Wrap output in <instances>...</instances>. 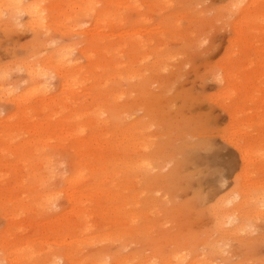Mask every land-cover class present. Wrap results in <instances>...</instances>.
Listing matches in <instances>:
<instances>
[{
    "label": "rangeland",
    "instance_id": "374dc122",
    "mask_svg": "<svg viewBox=\"0 0 264 264\" xmlns=\"http://www.w3.org/2000/svg\"><path fill=\"white\" fill-rule=\"evenodd\" d=\"M52 1L56 3L58 10H52L51 2L47 0L41 2V6L44 8L43 14L46 17V27L38 32H34L37 29L30 30L25 26L28 22L25 15L18 16L17 24L19 25L6 27L0 24V79L2 82H0V86L3 84L0 87V164L10 165L18 154H24V152L42 157L47 156L53 164L51 167L52 179L49 181V187L52 189L50 194H52L53 199L45 209L39 212L36 219L46 223L53 219L56 211L61 212L69 209L71 192L69 189L61 187L63 181L60 182V180H62V175L68 172V168L75 158V151H71L69 147V142H73V137L67 134L59 138L55 133L49 132L44 141L40 142L36 132L23 123L22 117L25 114L19 112L24 111L28 114L30 111H40L44 104L53 101L64 105L63 110L65 111L74 109L75 102L83 104L84 99H86V87L89 86L91 78L87 72L93 70L86 58V55H90L94 56L97 63L95 70L100 73L101 70L97 66L101 65V62H110L108 72L104 73V77L115 76L118 69H112L114 62H122L121 76L117 81L110 80V82L112 81L111 89L114 92H119L112 99V104L113 111H121L122 109L124 112L127 111L125 116L128 114L126 121L128 125L135 124L134 122L130 123L133 119L135 122L138 120L136 125L137 123L143 125L145 123L146 127L149 126L150 129H145L146 132L143 125V128L137 126L146 135V139L150 137L157 142L163 140L162 143L169 142L168 139L172 137L170 140L172 143L181 144V140L179 139L180 143L176 139L180 138L182 133L183 135L187 133L188 135L185 136L189 137V140L193 138L190 141L193 140L192 142H196V145H200L201 148L202 145L208 147L210 152H208V148L203 147L204 149L201 150L207 153L206 155L203 152L201 154L199 149L193 148L195 144L191 142V146L193 145L191 150L193 152L195 150L193 162H196L194 164L190 162L189 165L186 163L185 167L183 166L186 171L183 170L184 168L182 171L186 174L184 176L188 177V173L200 167L196 172L190 173L191 175L199 174L198 177L194 175L195 179L197 178L194 184L186 178L179 180L181 182L178 180L173 182L168 178V215H162L160 211L153 210L151 213L154 214L150 212L149 214L154 219H151L152 222L154 221L151 222L152 225H155L146 224L147 228H150L149 230H146L145 224V230L137 231L136 226L137 232L135 229L132 230V232L135 231L133 233L130 232L131 229L128 230L130 233L123 240L89 245L83 254L98 251V254L116 252L120 256L128 257L129 255L132 258L135 253L147 256L156 250L159 251L160 248L165 249L164 252L168 251L170 254L173 248L184 245L185 252L191 254V257L196 256L197 259L199 257L205 259L206 257L208 261L211 259L213 264H264V209H261L260 214H258L259 209L254 208L257 205L252 206L254 209L248 205L249 214L253 215L254 210H258L255 220H252L251 214L247 213L251 217L246 222L251 225L249 226L253 230L251 229L252 232L247 230V232H241L237 235L230 234L234 239L237 237L238 241L226 236V238L231 239L229 241L223 236L228 235L225 234V231L230 230V227L227 224L224 225L227 226L228 230H226L220 222L222 216L218 215L220 206L222 207L221 214L223 210L226 211L228 206L237 205V200L241 198L239 195L244 190L241 191V194L239 191L249 185L248 181L250 184L253 183L252 187L256 183V187L254 186L252 191L258 192V194L262 192L261 194L264 195V190L261 192L256 191L259 189L255 190V188L264 189V0H92L95 9L91 11H89L91 5H87V0ZM243 8L245 9L242 15L240 10ZM254 14H256L255 17L259 15L256 22L255 17H253ZM243 17L244 19H242ZM134 40L140 41L138 49L131 46ZM143 42L146 47H140ZM127 44L131 45L127 47ZM54 49H63L68 52L66 54L72 51L71 55L68 56L69 60L76 64V68L67 73V86L59 88L61 77L50 74L39 80L50 93L43 97L27 98L23 100L21 107L11 103L13 96L21 94L26 85L29 84L28 75L24 69H21L23 68L21 66L26 63L29 64V61L32 62L30 65L33 63L36 65L42 57L43 59L46 58ZM134 54L138 55L132 58ZM159 54L162 57L159 63L161 69L156 68L159 70L152 72L153 69L151 68L158 60ZM33 58L39 60L34 61ZM19 61H22V64L19 65ZM58 71L64 72L66 69L61 66ZM76 71L82 73L77 74ZM136 71L139 72L136 73ZM138 74L146 76V78L144 76V81L141 79L143 75L139 78ZM139 79L141 80L138 81ZM248 81L249 84L247 85ZM146 85H148L147 88ZM246 91H249L250 97L246 96L244 93ZM138 104L142 105L139 106ZM132 105L137 107H133V109ZM29 114L33 116V119L42 118L41 114ZM61 125L69 126V120L62 118ZM188 126L189 128L194 126L196 130L193 129L194 127L189 129ZM180 129L184 131L181 132ZM163 131L168 136H165ZM179 132L181 135L178 134ZM190 133L196 135L197 141L194 136H189ZM128 134L125 137L129 143L128 141L126 142L128 145L124 143L125 153L122 149L123 155L121 157L124 158L125 154V158L131 159L132 156L130 157V155H134L135 152L132 153L130 149H134L132 146L138 137H135L134 140L130 133V139ZM85 135L83 134L82 137ZM162 136H165L163 137L165 141ZM187 137L182 136L181 138H185L188 143L190 141ZM130 140L132 142L134 140V143ZM204 140L206 143L208 140L211 141V143L208 142L209 146L204 142L201 143ZM45 141L50 142L49 145H45ZM138 141L142 142L140 138ZM199 142L201 144H198ZM160 143H158L160 148L161 146L164 148L163 145L167 144L166 142L161 143L162 145ZM172 143L167 144L169 157L166 155L167 151L164 153L168 160L171 159L170 162L173 158L171 156L174 155L171 151L172 148L181 146L174 145L175 143L172 146ZM189 145L188 143L187 147H190ZM211 145L214 147L213 149ZM167 146L165 145V149ZM254 148L255 150H253ZM249 150H252L255 155L260 153L255 156L251 154V151L248 152ZM126 151L129 153L127 154ZM71 154L73 155L71 156ZM243 157L248 158L247 161L245 159L246 163L242 161ZM250 159L252 163L253 161L255 163L254 166L251 164L252 170L254 168L255 171H250L251 168L246 167L247 163L251 161ZM49 162L43 161V163ZM199 163L204 164L200 166ZM243 166L246 168L245 170ZM170 167L171 164L168 165V170ZM247 168L249 172H247ZM211 172L212 174L214 172L215 175H212ZM204 174L209 176L205 177ZM241 176L246 180L244 181ZM200 177L203 179L201 180ZM257 181H259L258 184H261L258 185ZM38 182L40 181L36 179L30 183V190L34 194L41 191ZM158 184L149 187L151 189L157 187L152 189L153 191L149 194L151 189L148 188L149 191L146 190L147 192H145L144 183L142 186L138 185V188L135 185L136 189L135 186L134 189H143L145 196L157 194L155 196L157 197L160 196L161 191L156 193L154 191L160 190L159 186L162 183ZM7 185L11 187L13 183L10 182ZM242 185L245 186L242 188ZM0 186L2 189V184ZM180 187L183 190H180ZM237 189L239 190L237 191ZM245 190L249 192L250 189L246 187ZM201 191L203 193L199 194L198 192ZM255 192L253 195H256ZM198 194L200 195L199 198H197ZM202 195L206 197H202ZM253 195L250 196L254 197ZM14 196L17 200L22 199L23 191L19 186L16 187ZM261 196L260 199L262 200L264 197L261 198ZM257 197L259 198V195ZM0 199H4V197L0 195ZM142 199L145 197L141 196ZM145 201L146 199L142 201V204L145 205ZM0 202L2 203L1 200ZM218 203L224 205L218 206ZM144 205L142 208L145 209ZM2 207L3 205L0 206V233L7 228V223H9L7 220L9 221L10 218V216H6V210ZM214 213H216L215 217ZM261 213L263 217L256 218L258 215H262ZM217 216L218 218L221 216L220 221ZM248 216L247 218H249ZM215 218L222 225L223 228L219 225L222 232H220L221 228L218 230L217 227L219 226L215 225L217 224ZM27 219H24L23 216L17 223H23L28 227L26 233L31 231L28 233V236L29 234L31 236L36 231L33 230L32 226H29L31 224L30 219L28 220L29 224ZM143 222L144 220L139 222L141 228ZM214 222L216 223L214 224ZM30 228L32 229L30 230ZM219 232L224 234H221L222 240L218 245L217 241L219 242V240H216L217 237L215 238V236L216 234L219 236ZM166 239L168 242L165 241ZM223 239L229 242L226 241L227 247L225 245L223 246L225 248L220 249L221 245L224 244ZM213 240L216 241L213 242ZM210 241L213 244L216 242L217 246H213ZM208 242L209 244H207ZM52 243H54L53 240ZM156 243L158 244L156 245ZM109 245L112 247L108 248ZM211 245V248L214 249L215 247L214 250L210 248ZM207 247L216 253L217 251L218 253L222 251V253L213 254L215 252L212 253ZM217 247L218 250L216 251ZM54 248L56 249L55 245L52 249ZM207 250L212 253L210 257L211 254L208 252L210 258L203 256ZM5 253L9 254V251L0 249V260L2 259L0 264H8L5 262ZM65 259L58 260L57 258L54 264H68L67 259ZM210 261L209 263H211ZM42 264H51V261L44 260Z\"/></svg>",
    "mask_w": 264,
    "mask_h": 264
},
{
    "label": "bare ground",
    "instance_id": "6f19581e",
    "mask_svg": "<svg viewBox=\"0 0 264 264\" xmlns=\"http://www.w3.org/2000/svg\"><path fill=\"white\" fill-rule=\"evenodd\" d=\"M43 1L44 0H0V24L6 27L8 26L13 27L15 25H19L17 24L18 16L25 15L28 18L27 19L28 22L25 24V26L29 28L30 30L37 29L34 32L36 31L38 32L40 29L46 27L45 25L46 17L43 14L44 8L41 6V2ZM47 1L51 2L52 10L54 11L58 10V6L56 5V3H54L52 0H47ZM86 3L89 6L91 5L89 11L95 9V4L93 3L92 0H87ZM49 7L51 6L49 5ZM244 9L245 8L240 10L242 15L244 13L243 12ZM255 15L256 14H254L253 17H255ZM99 18H101V16H99ZM258 18H259V15L258 17H255V22H256V19ZM242 19H244V17ZM144 42L141 43L142 46L140 47H146V44H144ZM150 42H152V40H150ZM41 43L43 44V42ZM139 43L140 41L134 40V43H132V45L127 44V47L131 45L132 47L134 46L135 49H138L137 47ZM88 45H90L89 42H88ZM147 46H148V43H147ZM54 50L46 58L43 59L42 57V59L38 61L36 65H33L34 63L30 65L32 62L30 63L29 61V64L25 62L26 64L21 66L23 67L21 69H24L28 75L29 84L26 85V88L24 89V91H22L21 94L13 96L11 103L15 104L17 107H21V103L24 102L23 100L27 98L43 97L47 93H50V91L46 89L45 85L39 82L40 78L48 76L50 74H55L57 76L59 75L62 78V79L60 78L59 88L67 86L68 84L67 73L69 71L75 70L76 68V64L72 63V60H69V56H68V55H71L72 51L71 53L69 52V54H66L68 52L64 51L63 49H54ZM143 51L145 50L143 49ZM138 54H134L132 58H135V55H138ZM158 56H159L157 58L158 60L155 61V64H153V67L151 68L153 70L149 69L152 72L161 69L159 68V63L161 62L162 57H160V54ZM86 58L90 62L91 68L93 67V70L90 72H87L88 75L91 76V78H90L89 86L86 87V92H85L86 99H84L83 104H79L78 102H75L74 109L72 110L67 109L65 111L63 110L64 105H60L58 103H55V101H53L51 103L44 104L43 108L40 111H35V112L30 111L29 112V113L41 114L42 115L41 119H33L32 115H30L29 113L26 114V112L24 111L19 112L21 114H25V116L22 117L23 123L27 124L30 129L36 132V134L39 137L40 142L44 141V138H46L45 137L46 134L49 132L55 133V135L56 136L58 135L59 138H62L66 136L67 134L68 136L73 137V142H69L70 144L69 147L71 151H75L74 152L75 158L72 160V163L68 168V172H66V174H63L61 177L62 180H60V182L63 181L61 187L65 189H69L71 192L69 195V207H68L69 209L65 211H61V212L56 211L53 219L51 221H47L46 223L39 222L36 219V217L39 215V212H41L51 203V200L53 199L52 194H50L52 189L49 187L50 185L49 181L50 179H52L51 167L53 166V164H51V159L48 158L47 156L42 157L40 155H31L29 154L30 152H24V154H18V156L14 159L12 164L10 165L0 164V183L2 184V189L0 186V189H1L0 195L4 197V199H0L2 201V203L0 202L1 203L0 206L3 205L2 208L6 210V213H7L6 216H10L9 221L7 220V222H9L7 223L8 225L7 228L3 230L4 232L1 231L2 233H0V249L3 251H7V250L9 251V254L5 253L6 254V257L4 256L5 262H7L8 264H14V263L42 264L44 260H49L51 261V264H54V262L56 263L57 258L58 260H62L66 258L68 261V264H128V263H132V264H213L210 261L211 259L209 260L211 263H209V261L206 259L205 256L210 258L212 256V253L215 252V251H212L215 249V247L214 249L211 247L212 245L217 246V243L219 245V243L221 242L222 239L220 236L221 234H224V233H220V232H222V228L225 227L224 225L227 224L230 227V230L226 228L227 226L225 227V229L228 231H225L223 229L225 231V234L226 233L228 234V235H223L225 236V238L226 236H230V234L237 235L238 233H241V232H247V230L248 231L250 230V232H252L253 229L250 228L251 225L249 224L250 225L249 226L248 222L246 221H248V219H250L251 216L253 217L254 214H255L254 217L253 218L251 217V219L255 220L254 218L257 215L258 210L255 211L256 210L255 209L253 215L250 213L251 216H248L247 213L249 214L250 211L249 212L247 211L248 209L247 207L249 206L254 207L257 205L254 208L259 209L258 214H260L261 209L262 210L264 209V201H262L264 198L262 200L260 199L261 195H262L261 198L264 197V195L261 194L262 193L261 191H263L264 189L255 188V190L259 189L256 191H260L261 195L258 194V192L256 193L255 191H252L254 189L253 187L254 186L256 187L255 182H254L255 183L254 186L252 187L251 185L253 183L250 184L248 181L250 188H248L249 186L248 184H247L248 186H245L246 184L242 185V188L244 186L245 187L244 189H241L239 191L240 194H241V191L243 190H244L243 193L245 191L246 192L244 194L242 193L241 195H239L241 196L240 200H237L235 198V200L238 201L237 205L233 204L231 207L226 206L227 207V209H225L226 211L223 210L222 213L220 214V211L222 209L220 205L223 206L225 203L224 201H222L224 204L222 203L220 205L219 203L217 204L221 208L220 211L218 210L219 212L218 215L222 216L221 218L222 220L220 221L219 219L221 216L219 218L217 216V218L223 224V227L220 224V222H218V220L215 218L217 221L215 219L214 220L217 222V224H215L216 222H214V224L217 226L220 225L222 227L221 228L220 226L219 227L216 226L217 228H219L218 230H220L221 228L219 232L220 235L217 236L218 233L216 232L217 234L215 236V238L217 237L216 240L218 239L219 242L217 241V243L215 242L213 244V242L216 240H213V242L210 241V243H212V245L210 246L212 250L208 247L207 248L209 251L211 250L212 253L207 250L206 252L207 253L209 252L211 255L209 253L204 254L203 256L205 257V259H203L202 257L201 258L199 257L200 259L199 258L197 259L196 256L191 257V254L185 252L186 248L183 244H182L183 245L182 247L180 246V247H175L173 249L171 248L172 250L170 254H168V251L164 252L165 249L160 248L159 251L157 250L154 252L151 251L152 254L150 253V255H147V256L141 253L138 255L137 253H135V255H133L132 258L131 256L129 257V255L128 257L120 256V254H117L116 252L110 253V254L109 253L108 254L107 253L98 254L99 252L98 251L96 252L97 254L96 253H90V254H85V255L83 254L85 248H87L89 245H97V244H105V243H109L113 241H121L128 235V233L130 232L133 233L136 231V229L137 231H140V229L145 230V227H146V230L147 229L149 230L150 228H147V225H152V223L154 222V221L153 222L151 221L152 219L151 214H154V213H151L153 210H156L158 212L160 211L162 215H168V212H169L168 211V199H169L168 198V178H170L173 182H175V180L179 181V180H182L183 178H186L188 181L190 180V183L191 182H193V184L196 183L197 178L195 179L194 175L198 177L199 173L198 174L196 173L193 175H191L190 173H194L196 172V170L200 169L198 164L196 163L199 169H195V171L193 172L191 171L190 173H188V177L184 176L186 174L182 171V169L185 167L184 165L186 163H188L189 165L190 162L194 161L195 150L199 149V151H201V154H202L203 151L201 149L205 147L204 145H202V148H201L200 145L199 146L196 145L197 144L196 142L195 143L192 142L193 140L190 141L193 138L189 140L188 139L189 137L185 136V135H188L187 133L185 135H183L182 133V136L187 137V139L190 141L188 142L190 144L189 145L190 147H187L188 143L185 138H181L182 136L176 139L178 140L177 142H180L179 141L180 139L182 142V143L180 142L181 144H176L175 142H174L175 144L172 143L170 141L172 137L170 138L169 136L170 139L168 140L170 144L172 143V146L173 144L181 145V146H177L176 148H172V150L170 149L172 151V154H174L171 156L173 158H172V161L170 162L171 159L169 158L170 160H168L169 155H168V146H167L169 142L165 141V139L163 138L165 136H168L166 135L165 131H163L165 132L164 133L165 136H162V138L167 143L165 144L167 146L166 149H165V145H163L164 148L162 146L160 148V146L158 145V143L160 142L162 143L163 140L160 142H157L156 140H152L150 137H148L149 134L147 135L148 138L146 139L145 137L146 135H144V133L140 131V128H139V127H142L143 124L137 123V125L139 126L138 127L136 125V122L138 121L137 119H136L137 120L136 122L134 121V119L131 120L130 123L134 122L135 123L134 125H131V124L128 125L126 122L128 119L127 117L128 114L125 116V113L127 111L124 112L123 109L121 111H116V110L113 111L112 99L119 92H114L111 89L112 81L110 82V80L113 79V82L117 81L118 78L121 76L122 62H119V61L114 62L112 69H118L115 73V76L104 77V73L108 72V67H109L108 65L110 62L109 63L101 62V65L97 66V68L101 70V73H102L101 74L99 71L95 70V66L97 63H96V60L94 59V56L86 55ZM33 59H35L34 61L39 60V59L36 60V58H33ZM24 60H23V63H24ZM21 62L19 63V65L22 64ZM19 65L17 64V66ZM61 66H63L66 69V71L59 72L58 70ZM156 68H159V69L156 70ZM151 71H149V73H151ZM137 72L139 71H136V73ZM76 73L80 74L82 72L76 71ZM141 75L138 74L139 78L143 77L141 79L144 81L146 76L145 75L141 76ZM141 79H139L138 81H140ZM0 82H1V79H0ZM248 84H249V81L247 82V85ZM2 86L3 84H1L0 87ZM145 87L147 88L148 85H146ZM244 93H246L247 97H250L249 91H246ZM9 95H11V93H9ZM131 107L133 108L134 105H132ZM62 118H64L65 120H69V126L61 125ZM144 125L143 127L145 131V129H147L149 126L146 127V125L145 126ZM195 128L196 127H194L193 129ZM130 133L132 135V139L135 140L136 139L135 137H138L140 138L142 142H139L138 138L135 141V143H134V140L133 142L132 140H130V142L134 143V145L132 146L134 147V149L131 148L130 151L132 153L134 151L135 153L134 155L129 154L130 157L132 156L131 159L125 158V154L123 156L124 158H122L121 156L123 155V153H125L124 151L125 144L127 141L129 143V140H126L125 136L127 134L130 136ZM191 133L189 134V136L192 135ZM83 134H86V135L82 137ZM167 134H168V131H167ZM178 134L181 135L180 132ZM153 135H150V136H153ZM130 139H131V136H130ZM195 140L197 141V138H195ZM165 142H163L162 144H164ZM191 142L192 144H195L196 146L195 145L194 147L193 145L191 146ZM203 142L206 143L205 140L202 141L201 143ZM208 142L211 143V141L209 140ZM208 142L206 144H208L209 146ZM49 143L50 142H47V141L44 142L45 145H49ZM201 143L199 142L198 144H201ZM185 145L187 148L185 147ZM192 147L195 148L194 152L191 150L193 149ZM129 148H130V144H129ZM205 148H208V147H205ZM211 148L213 149L214 147H212L211 145ZM122 149L124 151L123 153H122ZM188 150H191V152H188ZM207 150L208 152H210L209 148ZM253 150H255V148ZM166 151H167L166 155L168 157H165L164 153ZM250 151H251V154L255 155V153L252 150H249L248 152ZM128 153L129 152H127V154ZM206 153L204 154L206 155ZM242 153L244 154L243 150H242ZM169 154L171 155L170 151H169ZM257 154L255 156H257ZM72 155L73 154H71V156ZM251 156H248V157H251ZM196 157L198 158V156ZM197 158L195 159L197 160ZM245 159L246 158H244L242 161H245ZM42 160L50 161V162L43 163ZM201 160H202V156H201ZM259 160L261 161L260 158ZM195 162H193V164ZM250 162L247 163V165L243 163L242 164L246 165V167L248 168H251L250 169L251 171L252 165L255 163L254 161L252 163V160ZM169 164H171V167L168 170ZM186 168H187V165H186ZM243 168L244 170L246 169L244 166ZM183 170H185V168ZM207 172H209V170H207ZM247 172H249V170ZM245 174L246 173H244V175ZM212 175H215L214 172ZM204 176L207 177L209 175L204 174ZM242 178L244 181L246 180L244 179V177ZM36 179L40 181L37 184L41 188V191L38 192L37 194H34V192L30 190V186H31L30 183ZM10 182H12L13 185L11 187H8L7 184H9ZM258 182L259 181H257V184ZM143 183L145 184V187L148 186L146 187L147 188L146 189L143 185V189H145V192L149 191L148 188L150 186H155V185H159L158 183H162V185L159 186L160 190L157 189L156 191H154V193L161 191L160 196L155 197L157 194L155 196H152V195L145 196L143 193L144 192L143 189L135 190L136 189L135 185H137V188H138V185L142 186ZM18 186L23 191V197L20 200L19 199L17 200L14 196V192L16 191V187ZM134 186H135V189H134ZM246 187L247 189H250L251 191L249 190V192H247L248 190H245ZM155 188L157 187H153L152 189L154 190ZM152 189L148 192V194L153 191ZM181 189L182 188L180 187V190ZM200 189L202 190V187ZM238 190L239 189H237V191ZM254 192L256 193L257 196L259 195V198L255 194L253 195ZM198 193L199 194L203 193V191L198 192ZM206 193H204V195H206ZM199 194L197 195V198L200 197ZM214 194H215V191H214ZM204 195H202V197ZM250 195H253L254 197ZM141 196H144L146 199L145 205L142 204V201L145 199L141 200ZM239 196H236V197H239ZM230 198L232 197L230 196ZM254 203L256 204L251 205ZM259 204L261 205L258 206ZM143 205L146 207L145 208L146 210L142 208ZM217 205L216 207L218 208ZM216 207L215 209H217ZM253 207L251 209H254ZM149 212L151 214H149ZM218 212L216 211V213ZM216 213H214V217L216 216L215 215ZM23 216H24V219L28 218L27 222L30 219L29 222L31 224L29 226H32L34 228L33 230L36 231L31 236L30 234L28 236V233H30L31 231L26 233V230L28 229V227L23 225V223L21 224L17 223L18 220H21ZM247 216L249 218H247ZM259 216L263 217V214L258 215L256 218H258ZM224 219L227 220V222H225ZM143 220L145 223L143 222V225H142L143 227L141 228L139 226V222ZM144 224L145 225L147 224V225L144 227ZM154 225L155 224H153L152 226ZM136 226L137 228L135 229ZM31 229L32 228H30V230ZM133 229H135V231L132 232ZM33 230H32V233H33ZM128 230H130V232ZM43 235L44 237H42ZM231 237L233 238V236H230V238ZM230 238H228L229 241L232 239ZM236 238L237 237H235V239ZM50 240L51 242H49ZM52 240L54 241V243H52ZM236 240L238 241L239 239H236ZM165 241L168 242V239H166ZM226 241L228 240H224L223 241L224 244L221 243L222 245L220 249L226 245L227 243ZM157 244L158 243H156V245ZM207 244H209V242ZM54 245L56 246V249L54 248L55 250L52 249ZM111 247L112 246L109 245L108 248H111ZM217 250H218V247L216 248V251ZM217 253L215 252L213 254H217ZM221 253L222 251L219 252L218 254H221ZM208 255H210V257Z\"/></svg>",
    "mask_w": 264,
    "mask_h": 264
}]
</instances>
